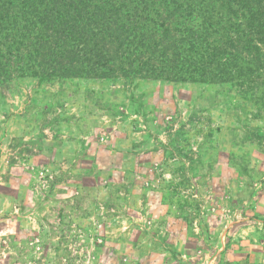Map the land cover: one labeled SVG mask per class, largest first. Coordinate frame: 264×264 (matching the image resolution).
<instances>
[{"label": "rangeland", "instance_id": "1", "mask_svg": "<svg viewBox=\"0 0 264 264\" xmlns=\"http://www.w3.org/2000/svg\"><path fill=\"white\" fill-rule=\"evenodd\" d=\"M264 79L0 89V264H264Z\"/></svg>", "mask_w": 264, "mask_h": 264}, {"label": "trees", "instance_id": "2", "mask_svg": "<svg viewBox=\"0 0 264 264\" xmlns=\"http://www.w3.org/2000/svg\"><path fill=\"white\" fill-rule=\"evenodd\" d=\"M26 78L256 82L264 0H0V89Z\"/></svg>", "mask_w": 264, "mask_h": 264}]
</instances>
